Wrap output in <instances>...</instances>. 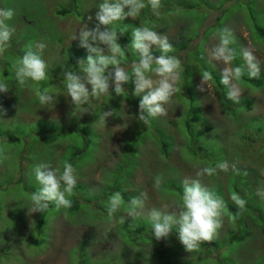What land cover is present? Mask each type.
Returning <instances> with one entry per match:
<instances>
[{"label": "rangeland", "instance_id": "obj_1", "mask_svg": "<svg viewBox=\"0 0 264 264\" xmlns=\"http://www.w3.org/2000/svg\"><path fill=\"white\" fill-rule=\"evenodd\" d=\"M167 1L161 0L160 17L145 8L138 18L127 17L112 27L119 30L127 26L122 35L118 33L122 47L130 43L132 29L147 21L169 40L195 37L185 49L173 45L174 51L169 53L182 62V89L193 81L198 96V101L194 97L192 109L186 107L183 114L184 120H189L186 123L193 126L192 132L185 130L181 115L185 103L176 100V95L166 105V116L152 118L148 124L131 118L138 115L141 99L132 95V81L123 85L126 90L122 96L110 87V97L90 99L88 105H83L89 111L83 114L70 103V97H65L64 70H77V59L88 55L71 36L76 29L78 34L83 23L95 26V12L102 0H0V8L14 11L9 23L15 28L10 47L0 57V79L6 80L10 89L0 93V104L7 110L0 118V148L7 157L0 159V264H264V220L260 219L263 225L258 226L251 218L253 208L264 209V199L257 195L258 189H264V130L257 133L255 141L244 138L247 133L253 136L254 130L247 126L251 118H261L253 123L254 128L262 124L264 127V90L238 82L243 90L241 98H252L254 105L244 111L235 106L229 112L212 81L208 90H198L203 69L192 59L201 49L209 58L208 49L217 42L211 34L219 29L214 25L223 11L227 27L243 41L242 49H253L259 62H263L264 48L261 43H252L243 15L236 14L246 12L262 20L264 0H208L210 5L203 3L194 8L185 7L184 0H170V9ZM62 7L70 11L58 14L56 11ZM89 15L92 21L87 20ZM207 29L204 45L197 48ZM37 42L46 44L42 58L49 66V78L45 81L51 83V93L58 94L53 108H40L36 97L37 86L45 81L20 86L11 67L28 45ZM153 51L159 49L153 47ZM129 53L132 60L126 53L122 67L130 73L132 64L138 61L133 60L136 54ZM210 61L221 75L224 65ZM109 109L114 116L107 117L104 125L99 117ZM158 130L173 137L174 147L168 157L161 153ZM136 133L142 135L133 145L128 141ZM69 145L80 150L68 151ZM211 156L216 164L238 161L240 169L239 174L230 169L200 178L228 207L218 237L189 254L180 244L175 228L167 240L156 241L148 212L178 200L185 178H196L197 168L216 165ZM65 161L77 170L74 195L69 198L77 199L79 208L57 210L50 203L45 212L28 214L30 196L40 187L34 166L45 162L62 170ZM157 175L164 181L160 188L154 187ZM116 191L124 197V208L132 197L146 191L144 213L136 219L127 217L124 223L119 219L125 214L123 209L115 218H109L108 197ZM233 192L247 201L235 220L231 218L238 211L230 199ZM141 221L147 223V228L137 232ZM105 229H110L107 237Z\"/></svg>", "mask_w": 264, "mask_h": 264}, {"label": "clouds", "instance_id": "obj_2", "mask_svg": "<svg viewBox=\"0 0 264 264\" xmlns=\"http://www.w3.org/2000/svg\"><path fill=\"white\" fill-rule=\"evenodd\" d=\"M161 6V0H102L95 12V26L89 27L88 23H83L78 27V34L77 29L72 34L71 40H78L79 47L86 49L88 53L86 58L77 59V70H64L67 93L65 97H70V103L80 109V114L89 111L83 105H88L90 99L110 97V87L116 95L122 96L126 90L123 85L129 81L135 85L132 95L141 96L138 115L131 118L148 124L150 119L168 114L166 105L172 102L177 92L182 91L180 80L184 71L181 60L169 54L174 51V47L168 37L154 30L156 25L147 21L145 25L132 29L130 43L122 47L118 43V33L122 35L127 26L119 30L112 27L127 17L138 18L145 8H150L153 15L160 17ZM13 16L12 9L0 8V57H3L10 47L11 37L15 32V28L9 23ZM87 20L92 21L93 16L89 15ZM211 39L217 42L208 49V56L210 60L224 65L220 84L227 89L226 100L239 103L243 90L238 82L245 74L250 78H259L260 62L253 49L243 48L241 54L244 65L231 66L237 59V50L231 46L235 38L227 27L212 33ZM153 47L159 49L158 56L153 54ZM45 48L46 44L43 42L28 45L23 55L12 62L14 78L20 86L27 85L29 81L39 84L49 78V66L42 58ZM129 52L140 57L138 62L132 64L130 73L122 67L126 53ZM200 76L201 81L197 88L204 92L208 90L213 76L209 71H203ZM9 90L8 82L0 79V93H8ZM36 97L40 108H48L49 105L53 108L58 102V94L51 93L48 88L37 90ZM6 111L0 104V118L6 115ZM111 116H114L113 110L109 109L103 111L99 119L106 125V118ZM4 151L0 148V159L7 158ZM238 163L221 161L215 166L197 168L196 178H185L181 182L182 194L178 200L166 202L161 209L152 208L148 212L152 237L156 241L167 240L175 228L177 238L188 254L199 251L202 244L214 241L224 225L225 210L228 207L221 196L201 183L200 178L214 176L218 171L227 173L230 169L239 174ZM33 173L40 187L30 196L28 214L43 213L50 203L54 204L57 210L72 207L69 197L74 195L77 170L70 162L65 161L62 170L60 167L54 168L50 163L41 162L34 166ZM163 182V177L157 175L154 187L160 188ZM257 195L264 199V189H258ZM147 199L148 193L140 192L132 197L124 208V197L121 192L116 191L108 197V217L115 218V214L123 209L125 214L119 218L121 223H124L127 217L136 219L144 213ZM230 199L238 209L231 217L235 220L247 201L235 192L231 194ZM109 231L110 229H105V237Z\"/></svg>", "mask_w": 264, "mask_h": 264}, {"label": "trees", "instance_id": "obj_3", "mask_svg": "<svg viewBox=\"0 0 264 264\" xmlns=\"http://www.w3.org/2000/svg\"><path fill=\"white\" fill-rule=\"evenodd\" d=\"M203 3L210 5L208 0H190V1L184 0V6L187 8H194L195 6H198L199 4H203ZM167 4L169 5L168 8L170 9V6L172 5L170 0L167 1ZM69 11H70L69 8L62 7V8H59V10H57L56 12L58 14L64 15V14L68 13ZM224 13H223V11L221 12V14L217 17V25H214V26H217L219 29L227 27V21L224 22V15H225ZM238 14H240V16L243 15L244 22H245V25L247 26L249 36L251 37L252 43L255 46L258 43H261V47L264 48V14L261 17L262 20H260L259 17L254 16L252 14L248 15L246 12H243L242 14L237 13L236 15H238ZM227 28H229V27H227ZM208 32H209L208 29L205 30L202 39L199 40L196 44L197 48H199V46H201V48H202V45H204V41L207 37ZM232 33L234 35L235 42L231 46L237 50V59L235 61H233V66H238V65L243 66L245 63L243 60L242 54H241V49L243 47V41H241L240 37L237 34H235L233 31H232ZM194 38H192L190 36H182V37H179L178 39H170L169 42L172 45H175L177 47V49L180 50V49H185L189 45L190 41H192ZM258 47L260 48V46H258ZM195 48L196 47H194L192 50H194ZM192 50H190V51H192ZM127 54H128V58L130 60H132L131 54L130 53H127ZM153 54L158 56L160 54V52L159 51H153ZM139 58H140L139 55L136 54L133 57V60L138 61ZM192 59L196 60L197 62H199L201 64L203 71H209L212 74V76H213L212 82L215 86V89L218 90V92H219V94L217 93L218 97L222 101L225 102V104H226L225 109L227 111H229L230 109H233L235 106L237 108H244L243 111L248 110V109L253 107V106H251V104L254 105L253 99L248 97V96L240 98L239 103L226 100L225 94L227 92V89H225L223 87V85L220 84L221 75L216 70L213 63L210 61V59L207 57L205 50L201 49V51L197 52L196 55L192 56ZM126 60L127 59H124V62H126ZM206 63H208V64H206ZM260 68H261V74H260L259 78H250L247 76V74H245V76L239 82H241L243 85L250 86L253 89L264 90V61L260 62ZM51 81L53 82V80H51ZM49 85H51V83L49 81H45L43 84L38 85L36 89L37 90H43L44 88L49 89ZM185 85H186V87H183V89H182L183 92L181 91V92H177L175 94L176 100L178 99V100H180V102L184 101V103H185L184 110H182V114H181L182 117H183L185 110L187 109L186 107L189 106V109L190 110L192 109V104L195 101L194 97L198 101V99H197L198 96H197L196 90L194 89L195 86L193 85V81H192L191 86H188L187 83H185ZM180 86H181V84H180ZM49 91H50V89H49ZM105 100H106L105 104H107L108 99H105ZM115 104H116V101H115ZM115 106L119 108V106L117 104ZM197 108L199 111H201V108L198 104H197ZM187 115H189V113ZM180 118H181V116H180ZM260 119L261 118L257 117V116L251 118V120L247 126L250 127V129L254 130L253 136H251L250 134L247 133L244 135V138L251 140V141H255V137L257 136V133L259 131L264 130L263 124L261 126H259L258 128H254V126H253V123L257 122ZM182 121H184L185 130L192 132L193 126L190 123H186V122H189V120L188 119L184 120V117H183ZM158 133L159 134L157 136V141L161 142V153L165 157H168L171 149L174 147L173 137L170 134L169 135L165 134L161 130H158ZM138 135H142V134L136 133L134 135V138L130 139L128 142H130L134 145ZM143 138H144V135H143ZM143 138L141 137L142 142H143ZM261 145H262V148H264V137L261 140ZM72 149H76L77 151L80 150L79 147H74L73 145H69L68 151H71ZM211 158H213V157L211 156ZM213 163L216 164L215 158H213ZM76 167H78V166H76ZM71 201H72V209L73 210H75V208L78 209L80 206L78 204V200L73 198ZM250 205L256 207L253 203H250ZM256 208H258V209H256ZM256 208H253L255 213L254 214L252 213L251 218H252L254 223H256L258 226H261V225H263V223L261 224L259 222V220L260 219L264 220V209H260L259 207H256ZM259 224H261V225H259ZM146 225H147L146 222L141 221L140 225L136 228V231L140 232V231L146 229L147 228ZM132 231H135V230H132Z\"/></svg>", "mask_w": 264, "mask_h": 264}]
</instances>
